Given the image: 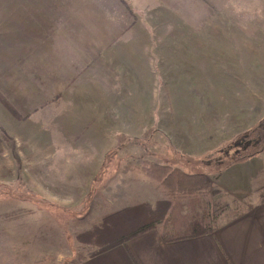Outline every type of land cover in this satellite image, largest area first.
I'll return each mask as SVG.
<instances>
[{
	"label": "crops",
	"instance_id": "0c3cea01",
	"mask_svg": "<svg viewBox=\"0 0 264 264\" xmlns=\"http://www.w3.org/2000/svg\"><path fill=\"white\" fill-rule=\"evenodd\" d=\"M29 1L25 2L26 5L29 4ZM38 1L40 6H43L48 12H57L62 6L61 3L69 4L70 7L72 3L77 8L76 0ZM50 1L53 2L52 6L47 3ZM118 1L123 3L124 0ZM164 1L155 0V7H151V4L155 3L154 0H128L130 7H125V13L118 15L120 21L124 20V25H120L121 27L79 25L87 26V29L90 30L88 34L94 35L91 38L92 42H70L69 44L66 42L68 34L64 33L58 43L55 45H53L55 42L52 43L49 48L42 41L40 47L32 43V34L39 30L42 23L39 22L35 14L32 22H26L29 10L26 11L20 29L22 34L20 39L21 57L23 60L32 61L37 53V58L44 60L46 73L53 74V81L57 83L55 97L67 102L63 105L64 107H61L59 103L55 102L58 100L56 99L53 110H48L40 116V119L42 118L46 122L50 120L51 123L65 122L64 119H71L73 121L71 123L79 124L77 129L87 131L85 133L87 140L85 136L80 137V140H83L86 145L96 144L98 147L100 145V147H105L103 141L110 138V134L145 137L150 133V140H158L153 136L162 131L177 149L201 153L213 148L216 143L211 137L212 133H209V137L206 133L207 109H150V105L142 109L140 105L142 99L158 97L156 83L161 77L165 78V81L173 82L189 79L190 67H192L189 65L195 64L189 63L188 51L192 49L205 50V45L199 40L195 41L192 36L188 39L179 36L184 33L179 30L185 28L184 24H189V17L185 16L184 12L176 11L173 5L169 4L176 0ZM181 1L187 3L185 8L189 11L190 0ZM197 1L199 10H203V13L206 10L209 11L206 4L213 6V11H209L212 14L206 17L197 28L213 33L211 36L215 40L214 43L218 45L217 47H220L221 44L235 45L237 33L234 27L238 19L239 3H245L243 1H263L264 3V0ZM142 6H144V10ZM137 7L141 8V13L144 11L147 15L146 21L139 18L140 12L136 10ZM146 8H149L150 11L148 12ZM23 13L24 11H22ZM117 34H123L125 39L119 44L110 43V40L115 39ZM160 34L164 35V38ZM13 50L15 49L10 44V52ZM15 53L17 52H12L11 56L13 57ZM61 57H65L66 61L62 62ZM180 73L185 77L179 79ZM97 99H101V107L93 109L95 106L91 101ZM51 112L54 114L46 115ZM25 113L29 116V112ZM157 113L160 116L159 119L156 116ZM40 123L44 124V122ZM154 128L158 130L154 132ZM70 135L69 137H72ZM76 137L77 135L72 137L71 141L73 138L79 141ZM89 139H95V142L88 143ZM153 149L150 148L151 151ZM147 151L149 150L145 147L142 150L138 149L137 152L142 156L140 159L125 161L123 165L108 163L105 166L101 163L113 160L104 156L103 153H99V149L95 152L90 151L85 160L88 164L85 163L86 168L81 170V178L84 180H78L77 183L70 182L68 186L71 189L74 188L73 195L85 193L83 191H87V187L78 191L79 187L90 185V181L100 177L105 170L107 178L103 182L100 193L106 195L105 199H110L107 195L116 192L113 189L117 184L118 196L116 199L120 204L110 210L105 207V211L100 216L111 210L145 201L155 204L158 200L167 198V192L157 182L135 171L139 170L138 166L141 160L151 159L148 158ZM106 159L107 161H105ZM129 163H133L135 167L128 169ZM131 177H134L133 180L127 182ZM224 180L223 177L221 185L217 183L228 189L231 196L237 194V188L232 184V181ZM38 183L41 188L45 189V192L49 191L44 195L51 197L52 202L70 204L72 208L78 207L75 206L78 204V199L74 200L73 195L62 196L63 192L55 191L59 188V179H53L49 185V182L41 179ZM222 187L213 185L210 192L193 196V201L187 200V198H192L190 196L182 198L184 205L182 214L190 215L191 219L195 215L202 216L209 227L207 232L195 236L169 239L168 237L172 236L175 230L171 220V206L164 219L154 228L127 239L125 243L117 244L98 253H93L92 250L89 254H80L79 250L70 249V247L69 251L63 250L65 246L63 247L62 243L70 242L69 233H62L59 228L54 233L50 228H46L47 224L40 220L37 221L40 223L37 225L33 216L35 214L33 208H28L27 215L22 217L21 212L24 208L18 207L15 203L21 201L12 199L11 205H0V215L3 216L5 213L4 217L0 216V264H17L19 262L21 264H50L47 262L49 258L53 259L51 264H61L63 258H71L69 264H264V203L262 205L248 203L250 205L241 215L227 214L221 209V202L216 201L217 196L225 194L221 191ZM90 189H92L91 193H94L93 188L90 187ZM71 192L72 190L66 192V195ZM97 197H95V204H98L100 200V197ZM206 197L208 203H212L208 208V214L202 212L203 199L205 201ZM225 197L224 195L222 201L227 204L229 203L228 199L232 198L225 199ZM196 199L198 202L194 204ZM174 200L176 199L174 198ZM174 200L172 201L174 202ZM7 202L10 201L7 200ZM66 204L62 206H68ZM93 205L92 203L91 206L87 205L88 211ZM257 205L261 207L260 210L253 213L255 217H247L248 209ZM96 207L99 206L96 205ZM44 209L50 214L49 208ZM76 215L69 217L74 220L75 223L72 224L75 226L82 220L78 219L80 217ZM85 220L88 221V219ZM96 221L91 219L90 224L81 227L80 230H74V242L80 244L82 247L80 250L85 251L87 248H92V244L80 242L76 235L89 229L91 224ZM56 235H59V238H56ZM90 245L91 247H89Z\"/></svg>",
	"mask_w": 264,
	"mask_h": 264
},
{
	"label": "rangeland",
	"instance_id": "374dc122",
	"mask_svg": "<svg viewBox=\"0 0 264 264\" xmlns=\"http://www.w3.org/2000/svg\"><path fill=\"white\" fill-rule=\"evenodd\" d=\"M25 2L23 0H0V88L24 115L23 119H18L0 103L1 206L11 205L12 199L21 201L15 203L18 207L24 208L21 212L22 217L27 215L28 208H33L35 211L33 216L37 225L40 224L37 222L40 220L47 224L46 228H50L52 232L59 228L62 233H69L70 242L62 243V246H65L63 250L69 251L70 247V249L79 250L80 254H89L98 247L92 244V248H87L85 251L80 250L82 247L74 242L73 232L90 224L91 219L93 221L99 219L91 226L99 222L104 215L100 216L105 211V207L110 210L119 206L120 203L116 199L118 186L116 184L113 189L116 192L107 195L110 199L104 198L106 195H102L100 191L107 178L105 170L100 177L92 179L90 185L79 187L78 191L87 187V191H83L85 193L73 195L74 188L71 189L68 186L69 183H77L78 180L83 179L81 170L85 169L88 164L85 160L90 151L95 152L99 149V153H103L104 156L113 160L108 162L106 159L107 162L101 163L103 166L108 163L123 165L125 161L140 159L142 156L137 151L144 147L149 150L147 151L148 158L178 165L187 171L208 173L212 177L214 186L222 187L220 185L223 177L224 181H232V184L237 188V194L231 196L228 189L222 187L221 190L220 188L225 193V199L232 198L228 199L229 203H223L224 195L216 197V201L221 202V209L227 214L241 215L250 205L248 203H258L259 205L264 203V141L258 142V146L254 149L252 142L255 140L248 142L247 146L240 145L241 140L264 135L263 1L239 3L238 19L234 27L237 33L235 45L221 44L220 47L214 43L215 40L211 36L213 33L197 28L206 17L212 14L209 13V11H213L211 4H206L209 11L206 10L203 13V10H199L197 0H190L189 11L185 8L187 3L181 0L169 3L176 11L184 12V15L189 17V24H184L185 28L179 30L184 33L179 36H184L186 39L192 36L195 41L199 40L205 45V50L192 49L188 51L189 63L195 64L189 65L192 66L189 79L173 82L165 81V78L161 77L156 83L158 97L142 99L140 105L142 109L148 105H150V109H207L206 133L208 137L209 133H212L211 137L216 144L213 148L201 153L175 148L162 131L153 136L157 137L159 141L150 140V133L145 137L110 134V138L103 141L107 149L100 147L101 145L98 147L96 144L86 145L83 140H80V137H84L87 131L77 129L79 124L71 123L73 122L71 119L52 123L50 120L46 122V120L40 119V116L48 110H53L54 101L58 99L55 97L57 83L53 81V74L46 73L44 60H39L37 53L32 61L23 60L21 57L20 39L22 34L20 29L26 11L29 10L26 22H32L35 14L39 22L42 23L39 30L32 34V43L40 47L42 41L49 48L52 43L55 42L53 45L57 44L64 33L68 34L66 42L69 44L70 42H92L91 38L94 35L88 34L90 30L87 29V26L79 25L121 27L120 25H124V20L120 21L118 15L119 13L124 14L125 7H128L129 4L128 0H124L123 3L118 0H76L77 8L72 3L71 7L69 4L61 3L62 6L57 12H48L43 6H40L38 0H30L27 5ZM47 3L53 5L51 1ZM155 4L156 2L151 4V7H155ZM32 8L34 10H30ZM142 9L144 10V6ZM146 9L148 12L150 11L149 8ZM136 10L140 12V19L143 21L148 19L144 11L141 13V8L137 7ZM22 11H24L23 14ZM187 30L189 31L186 33ZM96 36L98 35L96 34ZM160 36L164 38V35L160 34ZM124 39L123 34H117L115 39L110 40V43L119 44ZM219 42L222 43L221 40ZM10 44L15 49L11 52ZM12 52H17L14 54L16 57L11 56ZM60 59L62 62L66 61L65 57ZM183 77L185 76L180 73L179 79ZM55 102L59 103L61 107L67 103L61 98ZM91 103L95 106L93 109L101 107V99L92 100ZM25 112H29V116ZM53 114L54 112H51L46 115ZM156 116L159 119L158 113ZM40 122H44V124ZM157 130L154 128V132ZM69 135L72 137L77 135L76 138L79 141L74 138L71 141L72 137ZM85 139L87 140L86 136ZM92 141L95 142V139H89L88 143ZM151 147L154 148L153 151L150 150ZM244 147L248 148L241 151L240 149ZM129 164L127 165L128 169L135 167L133 163ZM135 171L142 173L140 170ZM133 178L131 177L127 182ZM40 179L49 182L48 185L53 182V179H59V188L55 191L63 192L62 196L73 195L74 200L78 199V204L75 205L78 207L72 208L70 204L52 202L51 197L44 195L49 191L45 192V189L40 187L38 183ZM90 187L93 188L94 193H91ZM89 189L90 191H88ZM119 189L121 190V186ZM71 190L72 192L66 195V192ZM166 195L168 197L167 193ZM96 196L100 197L98 204H95ZM112 197L114 198L112 199ZM190 197L192 198H187V200L193 201V196ZM182 198L183 196H179L175 198L176 200L172 199L174 200L171 209L173 224L179 220L176 219L178 214H182L184 206ZM197 202L196 199L193 203ZM91 203L94 205L88 211L87 205L91 206ZM63 204L68 206L63 207ZM96 205L99 207L97 208ZM210 205L212 203H208L207 197L205 201L203 199L202 212L208 214ZM46 207L49 208L50 214L44 209ZM260 207L257 205L248 209L246 216L255 217L253 213ZM212 208L215 210L214 207ZM3 214L0 216L4 217L5 213ZM75 214L80 217L78 219H82L76 226L72 224L74 220L69 218ZM207 217L210 219L209 216ZM140 222L139 220L138 223ZM56 238H59V235H56ZM52 260L49 258L47 262L51 264ZM70 260L71 258H63L61 264H69ZM17 264H21V262Z\"/></svg>",
	"mask_w": 264,
	"mask_h": 264
},
{
	"label": "trees",
	"instance_id": "16d2710c",
	"mask_svg": "<svg viewBox=\"0 0 264 264\" xmlns=\"http://www.w3.org/2000/svg\"><path fill=\"white\" fill-rule=\"evenodd\" d=\"M0 103L18 119L24 117L1 88ZM138 168L147 178L157 182L167 192L168 197L155 204L145 201L109 211L99 222L79 232L76 235L77 240L98 247L93 253L125 243L127 239L154 228L174 205L173 198L196 196L213 189L212 178L203 171H187L180 166L154 159L141 160ZM176 219L179 220L174 222V234L169 239L195 236L209 230L202 216L195 215L191 219L190 215L178 214Z\"/></svg>",
	"mask_w": 264,
	"mask_h": 264
},
{
	"label": "flooded vegetation",
	"instance_id": "af4514ba",
	"mask_svg": "<svg viewBox=\"0 0 264 264\" xmlns=\"http://www.w3.org/2000/svg\"><path fill=\"white\" fill-rule=\"evenodd\" d=\"M244 138H246V137H244ZM251 138H253V139H251ZM251 138H248V139H244V140H241V143H240V145H244V146H247V145H249L248 144V142H252V140H255L254 142H252V146H253V149H254V147H257L258 145V142H263L264 141V135L263 134H261V135H257V136H253V137H251ZM249 140V141H248ZM247 143H246V142ZM248 147H244V148H242V149H240L241 151L244 149V150H246ZM246 152V151H245ZM227 154L228 155H230L228 152H227Z\"/></svg>",
	"mask_w": 264,
	"mask_h": 264
}]
</instances>
